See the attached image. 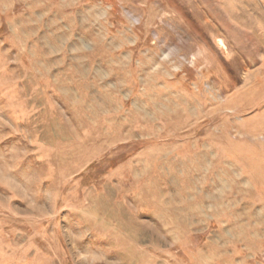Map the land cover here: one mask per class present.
<instances>
[{"label": "rangeland", "instance_id": "374dc122", "mask_svg": "<svg viewBox=\"0 0 264 264\" xmlns=\"http://www.w3.org/2000/svg\"><path fill=\"white\" fill-rule=\"evenodd\" d=\"M0 264H264V0H0Z\"/></svg>", "mask_w": 264, "mask_h": 264}]
</instances>
